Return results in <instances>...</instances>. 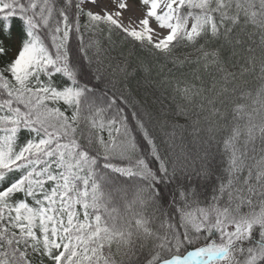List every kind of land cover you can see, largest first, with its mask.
I'll return each mask as SVG.
<instances>
[{"label": "snow or ice", "instance_id": "6c2138e0", "mask_svg": "<svg viewBox=\"0 0 264 264\" xmlns=\"http://www.w3.org/2000/svg\"><path fill=\"white\" fill-rule=\"evenodd\" d=\"M0 264H264V0H0Z\"/></svg>", "mask_w": 264, "mask_h": 264}]
</instances>
